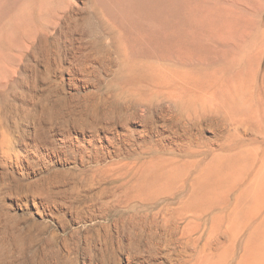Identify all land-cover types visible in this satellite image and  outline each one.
Instances as JSON below:
<instances>
[{
  "label": "rangeland",
  "instance_id": "1",
  "mask_svg": "<svg viewBox=\"0 0 264 264\" xmlns=\"http://www.w3.org/2000/svg\"><path fill=\"white\" fill-rule=\"evenodd\" d=\"M74 1L80 5L77 0ZM167 1L169 10L166 20L161 26L153 27L150 41V48L160 50L165 58L153 60L154 67L150 74H158V77L146 78L151 85L149 94L155 92L159 98L153 101L155 107L146 108V112L141 109L113 112L115 107L110 106L109 101H119L130 95L125 88L121 93V87L114 82L113 71L118 68L115 62L113 71L102 72L99 77L92 76L94 81L85 82L72 77L84 64H71L70 60L84 52L86 47L104 48L108 52L117 48L109 28L100 32L86 30L81 35L78 32L75 35L77 41L69 46V51L57 52L55 60L50 61L46 60L43 52L46 47L37 38L33 41L35 45L32 42L29 44L31 49L28 47L22 53L24 62L20 64L18 61L19 64H12V68V61L8 60L5 52V36L0 20V248L1 228L6 227L7 223L24 227L37 225L47 237L62 239L76 232L80 248L93 247L88 251L90 255L82 251L68 255L70 257H66V264H128L132 260L126 252L117 249L116 229L109 222L100 219L75 221L71 212L61 213L41 204V193L36 184L49 175L67 177L71 174V177L77 178L78 187L79 182L88 180L86 183H92L79 163L59 161L57 158L43 162L36 159L32 146L37 126L34 115L40 116L48 108L49 118L55 128L71 127L73 122L84 126L90 124L98 129L96 135L116 137L111 145L107 142L98 144L109 148L110 158L106 155L104 165L107 162L117 168H127L125 163L132 161L125 157L139 153L144 145L148 148L163 146L170 153L161 155L163 169L156 155L143 154L141 157L153 165L148 169L151 166L148 164L145 167L147 170L140 171L143 174L149 171L153 176L160 174L159 177L164 176L161 174L164 172L167 175L177 172L180 177L171 191L180 190L184 182L186 186L182 190H186V194L199 195L196 209L205 219L201 225L206 224L212 232L213 247L211 257L201 264H264V0ZM158 64L166 67L165 72H161H164L162 75L165 77L156 72L155 66ZM170 69H181L182 72L194 70L196 76L177 77L170 73ZM141 89L146 90L144 86ZM84 96L90 99L87 105L94 107L90 114L76 105ZM188 96L193 100L191 104L186 103L189 110L184 109L181 117L175 113L177 110L169 112L167 106L185 105L186 99L190 98ZM148 99L152 98L148 96ZM188 111L189 115L194 111V117L196 111L199 113L197 120L191 115L196 122L193 133L199 139L200 147L203 145L202 151L208 149L207 153L197 157L191 151L186 154L183 152L173 130L175 126L183 125ZM106 113H109L113 124L110 119L107 123ZM177 133L180 134L181 130ZM126 136L131 138L127 139ZM194 137L189 138L187 135L182 143L185 146L189 142L196 145ZM71 138L73 142L88 140L90 133L72 132ZM118 146L121 150L125 149L121 152L122 156L115 157L112 151ZM171 154L179 156L170 159L173 156ZM37 161L39 163L33 165ZM47 162L52 164L49 169L43 168ZM196 164L201 165V169ZM202 166L209 168L206 167L208 169L205 172ZM196 168L197 171H193ZM136 169V174L140 175L136 178H141L143 174L139 171V164ZM157 186L155 183L152 190ZM95 188L84 189L90 195L91 191L96 192ZM105 188L108 190L111 186L105 185ZM186 194H179L184 195L182 201L187 200ZM173 200L176 203L179 199ZM192 218L194 223H201V218ZM185 220H189V217H185ZM184 222L179 223L180 229L188 221ZM103 225L113 234L112 243L115 252L118 250L117 254L113 253L114 250L105 253L110 263L106 257L101 258L98 251L96 253L100 244L103 245L98 237ZM164 239L157 241L156 256L151 263L187 264L185 261L188 259H185L188 254L177 246L168 244L167 247ZM204 242L201 241L202 244ZM62 253L67 254L66 251Z\"/></svg>",
  "mask_w": 264,
  "mask_h": 264
},
{
  "label": "bare ground",
  "instance_id": "2",
  "mask_svg": "<svg viewBox=\"0 0 264 264\" xmlns=\"http://www.w3.org/2000/svg\"><path fill=\"white\" fill-rule=\"evenodd\" d=\"M77 1L80 5L76 4L74 0H0V20H2V30L5 36L3 37L5 38L4 42L6 44V51H4L7 53L8 60L11 59L12 61L10 62L11 66L12 64L15 65L14 63L16 62L19 64L18 61L20 64L24 62L22 61V53L25 52L28 47L30 48L29 44L37 38H39L40 44L42 43V46L46 47L43 50L46 56L44 57L47 61H50V59L55 60V54L57 52L59 53L61 50L62 52L69 51V46L77 41L75 35L78 32L81 35L86 30L89 32H100L105 28H109L113 35L114 42L117 44V48L108 52L104 48L86 47L84 50L85 53L82 52L80 55L70 60L71 64H84L77 69L72 77H77L85 82L94 81V79L91 78L92 76L99 77L102 72L112 70V66L116 67V63L118 68L115 71L112 70L114 72V82L121 87V93L125 88L129 90L130 95L128 97H123L122 100L119 101L110 100V106L115 107L113 112L119 113L122 109H124L125 112L131 109H141L142 112H146V108L151 109L154 105L153 101L158 100L159 96L155 92L149 94V86L151 85L146 78L152 79L155 76L158 77V74L153 76L150 74L154 67L153 60H164L165 56L160 53V50H152L150 48V41L152 39L153 27H157L158 25L161 26L163 21L166 20V13L169 10L168 1ZM171 3L172 1L170 4ZM33 44L35 45L34 42ZM4 57L7 59L5 54ZM5 63L8 65V62ZM12 68H14V66H12ZM155 68H157L155 69L157 70L156 72H160L159 74L161 77L166 76L162 75L166 70L164 65L158 64ZM162 71L164 72L161 73ZM170 73L177 77L186 75L196 76L194 70H185L182 72L181 69H170ZM142 86H144L146 90H142ZM148 96L152 99H148ZM87 97L88 96L82 97L83 100L81 99L76 105L90 114L91 111L93 112L94 107H90V104L87 105V102L89 103L90 101ZM183 98L185 99V97ZM192 100L193 99L190 97L186 99L185 105L184 103L179 104L181 101H184L181 100L177 103L179 105L172 107L167 106V108L171 113L174 112L172 110H177L175 113L180 114L181 117V114L184 113V109L189 110L187 104H191ZM194 111L192 112L194 113ZM189 112L190 111L187 112V119L184 118L185 121L182 122L183 125L181 123V127L175 126L173 130L175 136L178 138L177 140L180 146L183 148V152L186 154L191 151L193 152V156L197 157L207 153L208 149L202 151L203 145L200 147L199 139L194 137L193 129L196 126L194 119L200 117V115L198 116L199 113L196 111V117H194L191 112V115L194 117L193 119L191 115H189ZM199 112L201 113L202 111ZM49 114V109L45 108L40 116L34 115V121L37 123V126L35 139L33 141L34 144L32 146L36 159L43 162L51 158H57L59 161H72V163L75 164L79 163L84 168L82 170L85 171V174L92 180V183H86L88 180L84 183L79 182L80 186L87 189L95 188L96 184L98 186L94 189L96 192L92 193L91 191V194L87 195L88 190L82 189L80 186L78 187L77 178L71 177V174L67 177H62L60 174L57 175L56 172H54V174H56L55 177L46 174L48 177L44 180L37 181L36 184L38 191L41 193V195H39L41 197V204H44L48 209H53L61 213L64 211L71 212L74 220L76 219L75 221H82L83 219H100L109 222L110 225L116 229L118 239L117 249L129 255L128 258L132 259L128 261L130 264H152L151 260L154 259L155 250L158 248L156 243L163 237H165L164 241L167 247L169 245H174L182 249L183 253L188 254V257L185 259L188 260H183L187 264H201L202 261H207V259L211 257L213 254L212 232L208 229L206 224L203 226L201 225L205 219L202 213L196 209L199 195L197 196L192 193L186 194V190H182L186 186L184 182L180 190L171 191L173 184H175L180 177L177 172L172 175H167L164 172L161 173L164 176L159 177L160 174L153 176L149 174V171H147L146 174L140 171V169L147 170V168L149 169V167L151 168L153 165L141 157L143 154L152 153L156 155L155 158L159 160V164L161 160H163L161 155L166 156L170 154L163 146H156L155 148L149 146L148 148L144 145V147L140 149L141 151L143 150L142 154H140L141 151L135 154H128L125 159L132 162L125 163V165L128 166L127 168H117L107 162H105L104 165L103 162L104 159L107 158L106 155L110 158L108 152L109 148L104 147L105 145L100 146L98 144L107 142L111 145L114 143L115 136L104 135L100 137V135L95 134L97 133L95 131H98L97 128H94L90 124L86 126L82 124L77 125L75 122H73V126H71L72 124L70 125L71 127L55 128L53 122L49 118ZM143 115H147V113ZM105 116L107 123H109V113H106ZM135 116L136 115H134V117ZM173 116H175V114ZM175 117H177V114ZM179 118L178 120H180ZM144 122H146V120H144ZM110 123L113 124L114 121L110 119ZM87 128L90 130H87ZM178 130H181L180 134L177 133ZM86 131L90 133V139L73 142L71 138L72 132L84 134ZM187 135L189 138L193 136L194 139H196V145L189 142L185 146L182 143V140ZM126 138L130 139L131 137L126 136ZM123 139L125 138H122V140ZM160 141L162 142L163 140L161 139ZM152 144L153 143H151V145ZM174 145L177 144L175 143ZM123 150L118 146V149L116 148L115 151H112V155L120 157L122 156L121 152ZM221 153L222 152H220V155ZM177 156L179 155L175 154L172 157L170 156V159H176ZM37 163L39 162L37 161L33 163V165ZM207 163L205 162V164ZM138 164L139 171L143 174L141 178L138 177L139 179L136 178L139 174L135 172ZM148 164H151V166H148ZM51 165V162H47L44 164L43 168L49 169V167H52ZM146 165L148 167L145 169ZM160 166L162 167V164H160ZM197 166L199 168L201 165ZM206 167H203L205 172L209 168ZM163 168L164 167H162V169ZM193 171H197V168ZM189 173L188 175H190ZM57 176H59V178ZM189 181L188 183L186 182L188 185ZM155 183L158 186L152 190ZM105 185H110L111 188L107 190ZM180 193L188 195L186 201H182L181 198L184 195H179ZM196 193L198 194L197 191ZM175 198L179 200L173 203V199ZM195 216L201 218V223H194L192 217ZM185 217H189V220H185ZM181 221H185L184 223L188 221L183 229H180L179 226ZM104 225L101 226L103 234H98L103 245L100 244L101 247L96 250V253L99 252L98 254L101 258L106 257L107 259L108 256H105V253H110L113 250V253L115 252L113 244L114 237L108 227ZM1 229L2 246L0 248V264H66L65 259L68 255H75L76 253H81V251L82 253L88 254V251L93 249V247L89 249L86 247L80 248L77 239L78 233L76 232L68 237L64 236V238L59 239L57 236H45L43 230H40L37 225L24 227L7 223L6 227L4 226ZM35 232L37 233L35 234ZM201 241L205 242L202 244ZM175 249L177 248L175 247ZM188 250H190V252H188ZM63 251H66L67 254H63ZM96 253L93 252L94 256ZM143 256L146 257L144 258ZM96 257L98 256L96 255ZM134 259L136 260L135 262ZM115 262L118 263L117 260ZM120 263L121 262H119V264Z\"/></svg>",
  "mask_w": 264,
  "mask_h": 264
}]
</instances>
